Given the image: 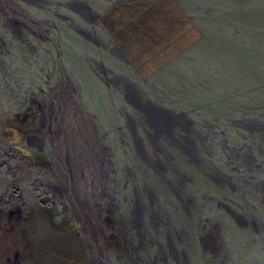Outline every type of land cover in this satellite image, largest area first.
Listing matches in <instances>:
<instances>
[{"label":"rangeland","instance_id":"1","mask_svg":"<svg viewBox=\"0 0 264 264\" xmlns=\"http://www.w3.org/2000/svg\"><path fill=\"white\" fill-rule=\"evenodd\" d=\"M84 3L90 8L82 6ZM10 4L40 21L26 32L17 29L15 23L9 22L4 28L0 22V159L16 166L17 152L23 154L19 183L23 200L13 201V206L18 204L22 209L13 217L15 222L0 215V264H44L48 257L50 263L57 264L58 256H64L57 244L59 232L50 223L53 217L48 216L54 201L48 204L51 208L43 210L39 199L45 193L38 181L40 174L44 181L50 179L42 172L50 173L49 165H44L50 148L48 140L40 138L46 131L38 115L44 113L46 93L54 85L61 84L57 97L64 98L68 108H76L81 136H92V140L95 131L99 134L115 127L102 139L112 145L109 159L122 174L125 192L130 191L133 174L138 171L134 156L128 151L125 157L121 153L125 143L120 129L125 131V126L116 127L125 120L123 111L130 109L125 83L143 90V99H156L170 109L185 111L190 119L198 120L194 123L201 129L212 125V141L218 139L222 144L225 133L228 139L248 144L256 132L264 138V0H10ZM0 10H4L1 1ZM33 104L36 107L30 109ZM128 112L138 123L137 133L145 137L140 115L131 109ZM24 115L34 117V126L24 120ZM83 127L89 130L84 132ZM113 142L119 146L114 147ZM215 153L218 162L222 161V170L229 174L225 185H234L237 168H226L221 147ZM252 154L255 156L256 150ZM32 159L43 168L34 166ZM250 166L254 164L250 162ZM4 169L6 165L1 164L0 170ZM261 169L264 171V162ZM193 171L187 174L191 177ZM195 173L194 185L189 188L200 186L196 201L204 199L200 194L204 191L216 195L210 190L215 184L211 180L205 183L200 169ZM232 190L240 205L223 197L219 204L213 195L211 206L199 215L202 223L215 224L216 228L209 236L213 240L202 242L204 251L199 248L196 255L193 246L187 249L188 264H264V188L262 198L255 187L252 193L238 186ZM225 204L239 217L230 216ZM28 210L30 216L23 219ZM104 219L96 222L102 235L94 239L96 248L111 264H123L120 239L127 219ZM191 220L186 224L188 236L195 237L194 245H200V238L195 236L199 229ZM90 257L83 251L82 264Z\"/></svg>","mask_w":264,"mask_h":264},{"label":"flooded vegetation","instance_id":"2","mask_svg":"<svg viewBox=\"0 0 264 264\" xmlns=\"http://www.w3.org/2000/svg\"><path fill=\"white\" fill-rule=\"evenodd\" d=\"M0 1L4 7V10H0V22L4 28H7L8 23L11 22L15 23L17 29L24 28L26 32L31 31L32 25L40 21L12 8L10 0ZM82 6L90 8L86 3ZM78 10L82 15L80 9ZM83 16L88 19L86 15ZM124 85L127 89L125 97L130 102V109L140 115L139 122L143 123L145 129L143 131L145 137L137 133L135 125L138 123L128 112L130 109L123 111L125 120L116 126L118 129L125 126V131L120 129V136L124 138L121 140L125 143L121 150L122 155L127 156L128 151L134 156L135 164L138 166V171L133 174L134 182L129 192H125L127 187L121 177L122 174L116 170L114 161L109 159L113 155L112 145H106L102 139L115 127H111L108 131L105 129L99 134L95 131L96 137L92 140V136H81L79 128L76 127L78 119V115L77 117L75 115L76 108L74 106L68 108L69 104L66 105L65 99L55 94L61 88V84L50 87L46 93L44 113L38 116L40 126L45 128L43 132L46 131L40 138L47 139L50 148L44 158V165H49L50 173L44 169L42 172L49 174L50 179L44 181L43 175L40 174L38 181L42 184L41 191L45 193L40 194L39 199L44 203L41 207L43 210L47 207L51 208L48 204L54 201L53 212L48 216L53 217L50 223L56 233L59 232L57 244L62 246V254H64L58 256L57 264L63 262L82 264L83 251L86 256L91 255L90 259L87 258V264H111L105 255L98 252L94 239L102 236L99 231L100 224L97 225L96 222H102L103 217L104 220L111 221L115 216L127 219L126 231L120 239L125 258L123 264H188L190 259L187 249L193 246L191 250L196 255L197 249L201 248L204 251L203 243L213 240L209 236L213 235L212 232L216 228L215 224L207 226L206 223H202L200 219L202 216H199L211 206L209 202L214 194L204 191L200 193L204 199L196 201L195 192L200 186L195 190L189 188V185H194L196 169H200L205 183L211 180V183L215 184V189L210 188V190L217 195H214L217 197V203L223 197L238 204L232 190L236 186L249 192L255 187L259 192L258 196L261 198L263 196L264 171L261 167L264 162L262 158L264 138L259 132H256L255 136L251 135L252 141L249 144L240 139L232 140L231 137L228 139L226 133V139H222V144L218 139L212 141L215 132L212 130V125L205 124V129H201L200 125L194 123L198 120L190 119L185 111L170 109L156 99L150 101L143 99V90V92L138 91L137 88L126 86V83ZM34 105H30L29 108ZM70 109H73L72 114L69 113ZM14 115L17 113L15 112ZM23 117L24 120L27 118L30 126H34V117L26 115ZM98 121L101 120L98 118ZM88 130L83 127L84 132ZM224 140L226 142L230 140L231 145L223 143ZM30 142L28 140L27 144H31ZM113 143L114 147L119 146L116 142ZM220 147L226 154V168L232 170L237 168L236 171L239 172L238 175H233L235 184L232 186L224 183L229 174L222 170V161L218 162L215 151ZM254 150L257 152L255 156L252 154ZM17 153L19 161L16 166H10L5 158L0 159V165H6V169L0 170L4 179H0V215L14 222L13 217L22 207L18 204L13 206V201L18 200L21 203L23 200V197L19 196L22 195L19 183L22 178L23 154L21 155V151ZM32 161L34 166L37 164L43 168L40 162H35L33 159ZM250 162L254 166H250ZM105 163L112 166L108 167ZM255 166L259 170L255 169ZM15 170L21 172L16 174ZM28 170L29 173L32 172V169ZM191 170L194 171L191 173L193 176L190 177L187 171ZM126 171L129 176V169ZM32 179L33 189H36L34 178ZM125 179L127 180L128 177ZM227 192L230 198L226 196ZM224 207L229 211L230 216L239 217V214H234L232 208H229V204H225ZM30 214L28 210L23 219L27 220ZM189 219H192L191 224L199 229L195 236L200 238V245H194L195 237L192 236L191 239L188 236L186 224L189 223ZM206 220L208 221V218ZM13 230L16 231V228L13 227ZM106 230L107 233L113 234L110 229ZM50 236L53 238L52 234H48L47 237ZM72 252L74 254H71ZM43 255L47 257L46 253ZM215 255L212 254L213 258ZM50 259L48 257L46 261L44 260V264H52Z\"/></svg>","mask_w":264,"mask_h":264}]
</instances>
